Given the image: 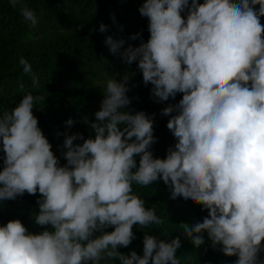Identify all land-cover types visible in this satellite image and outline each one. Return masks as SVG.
<instances>
[{
	"label": "clouds",
	"instance_id": "obj_1",
	"mask_svg": "<svg viewBox=\"0 0 264 264\" xmlns=\"http://www.w3.org/2000/svg\"><path fill=\"white\" fill-rule=\"evenodd\" d=\"M9 3L37 27L24 0ZM138 11L148 20L147 42L124 47V39L108 36L104 43L137 64L154 102L182 94L161 111L176 143L164 159L153 157V119L128 108V74L108 78L94 120L83 119L94 138L57 133L64 136L63 166L33 115L46 96L25 93L0 110V200L38 192L34 222L52 228L32 234L18 219L0 226V264H191V255L177 256L178 237L166 242L145 231L142 256L117 250L135 239L134 225L164 224L134 192V185L161 180L172 199L208 211L202 222L179 225L196 248L206 233L213 249L237 257L235 264H264V0H144ZM106 30L101 23L99 31ZM19 64L39 88L32 65L23 56Z\"/></svg>",
	"mask_w": 264,
	"mask_h": 264
},
{
	"label": "trees",
	"instance_id": "obj_2",
	"mask_svg": "<svg viewBox=\"0 0 264 264\" xmlns=\"http://www.w3.org/2000/svg\"><path fill=\"white\" fill-rule=\"evenodd\" d=\"M144 0H24L38 17V25L32 28L26 23L18 8L11 7L9 0H0V110L15 107L25 93L44 95V103H37L33 115L38 126L51 144V151L60 165L66 164L61 155L64 136L57 133H81L85 139L94 138L89 125L83 123L87 117L94 120V113L100 109L104 98L103 87L108 78L117 81L125 74L129 75L127 92L134 111H143L153 119V135L156 143L150 151L154 158L164 159L167 149L176 143L167 121L170 116L161 115L163 108L176 104L182 98L181 93L168 101L154 102L150 98L151 84L145 85L142 73L133 62L124 63L117 55L108 51L104 43L106 37L124 39V47H138L149 38L148 20L138 11ZM203 3V0H198ZM258 9V5L254 6ZM186 16L185 13L181 14ZM114 17V20H113ZM264 25V17L260 18ZM107 26L105 32L99 31L100 24ZM137 39H130L133 35ZM123 50V49H121ZM23 56L39 77V88H34L29 75L23 73L19 64ZM20 84L24 90H20ZM138 97V99H137ZM125 108V111H128ZM175 114V113H173ZM73 120L72 126L66 121ZM82 143V141H74ZM3 151L0 147V170L3 168ZM137 164L139 156L136 157ZM134 192L145 200L146 208H155L156 214L164 218L161 225L147 229L133 226L135 239L126 248L117 250L127 256L132 251L143 255V236L145 231L164 241L179 238L180 247L177 256L191 255V264H235L236 256H225L211 247V241L204 234L205 243L196 248L191 239L184 236L181 224L194 225L207 217L208 211L201 205L183 198L172 199L168 187L163 181H156L147 188L134 185ZM40 194L25 193L14 200H0V226L10 220H20L29 233L39 234L44 230L52 231L51 226H38L33 216L38 213L36 203ZM108 228L105 231H112ZM97 233L96 235H99ZM264 245V241H262ZM264 260V251L259 255ZM100 264H105L101 261ZM108 264H121L118 258H112Z\"/></svg>",
	"mask_w": 264,
	"mask_h": 264
}]
</instances>
